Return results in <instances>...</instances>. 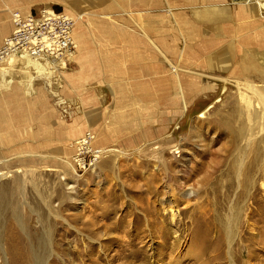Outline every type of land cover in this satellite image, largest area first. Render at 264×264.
Masks as SVG:
<instances>
[{
  "label": "rangeland",
  "instance_id": "1",
  "mask_svg": "<svg viewBox=\"0 0 264 264\" xmlns=\"http://www.w3.org/2000/svg\"><path fill=\"white\" fill-rule=\"evenodd\" d=\"M74 3L79 9L106 13L90 20L104 29L103 37L94 39H110L104 40L109 45L103 47L89 37L91 72L71 60L52 71L48 63L43 64L48 70L39 73L26 68L32 82L23 96V65L12 69L3 59L0 66L9 85L0 86V110H31L33 131L39 128L36 125L48 124L61 133L62 127L66 131L87 121L83 114L88 96L94 110L87 111L93 114L89 121L93 128L103 129L108 143L100 148L93 144L85 168L77 169L55 150L49 152L50 140L38 141L37 151H15L20 142L15 135L10 137L13 143L2 136L0 264H231L229 254L232 264H264V161L251 191L237 187L233 175L225 171L227 160L218 163L227 155L228 135L211 126L238 95L236 80L264 82V54L256 58L253 50L245 49L264 51V34L258 36L261 40H253L264 30V18L249 3L243 5L253 10L246 20L224 24L189 16H183L182 23L175 15L190 8L176 7L175 0H96L88 7L82 0ZM43 4L35 2L30 9ZM48 4L55 11H65L61 3ZM11 9H5L9 16L19 11ZM146 15L152 27L162 23L161 32L143 30ZM6 25L0 24V41L11 32ZM133 36L136 47H131ZM147 43L148 48L158 45L152 52H158L160 60L153 61L160 66L146 63ZM133 50L139 51V61L130 57ZM148 65L151 70H144ZM191 81L200 91L179 96L175 117L166 114L172 111L170 103L165 106L169 110L155 109L164 96L172 99L176 88L185 90ZM14 109L0 115L17 116ZM0 122L10 126L20 120ZM9 126L0 129L20 133L18 126ZM162 138L173 141L171 149L163 152L171 164L167 167L153 156ZM96 150H102L103 156L88 164L89 154ZM255 189L258 205L252 198ZM230 206L237 208L238 218L228 248L215 218L224 220ZM10 229L19 241L15 250L10 249Z\"/></svg>",
  "mask_w": 264,
  "mask_h": 264
},
{
  "label": "crops",
  "instance_id": "2",
  "mask_svg": "<svg viewBox=\"0 0 264 264\" xmlns=\"http://www.w3.org/2000/svg\"><path fill=\"white\" fill-rule=\"evenodd\" d=\"M0 2L4 6L3 8H0V23H2V24H5V23L7 24L8 23V27L6 25V30L8 32H10L9 29H12V24H11L10 20L6 21L5 9L7 7H9V9L16 8L17 10H19L23 14H27V13L37 14L41 7H49L51 9H54L53 5H49L48 4L49 2L61 3V4H63L65 6V11H61V12L70 14V15H72V16L77 18L76 25L74 26L76 31H75V33H74V31L72 32V37H73V40H74V42L76 44V50L74 51V54L72 55V57H70L69 59H65L64 61L61 60L62 63H64V65H60L61 61H58L56 63L55 62L51 63L50 60H47L48 58L29 57L28 55H21V54H19V56L15 55V57L14 56L10 57L12 59L9 58L10 60L7 59V61L6 60L4 61V62H7V64L9 65V68H12V69L14 68V66L23 65V67H21V69H23V71L25 72V75L23 76L22 81H21V85H23V87H22L23 91H21L22 92L21 94L23 96L25 95L26 92H28V90H29V88L31 86V82H32L31 81L32 75H31V73L26 71V68H32L34 71L38 72L36 69H34V67L32 65L27 63L26 58H30L31 62H35L36 61L37 63H39V65L41 64L40 66L43 67V68H41L42 69L41 72H43L45 70H48V66L46 67V65H43V64L48 63L50 65L49 68L52 67L49 70L52 71V70L56 69L58 66H62V67L65 66L66 63L70 62L69 60L75 61L78 64H82L84 66V68H86L85 70L89 71L90 68H87V64L90 61L89 58H91L90 57L91 54L87 50V46H86V43L88 42L89 37H92L90 39H92L94 42H96L97 45H99V46L105 47L106 45H109V43H107V42H110V39H104V40L107 41L106 42L104 40L100 41V40H97V39L93 38V36L103 37L104 32H101V30L103 29L102 28L103 26L102 27L101 26L98 27V26L94 25L93 22L90 23V20H93V17H96L98 19L101 16L106 15V13H102L104 11H101L99 13H94V12H91L90 10H86L85 8L83 9L82 7L79 9L78 7L75 6L74 0H44V1L43 0H37V1H34V0H3V1H1L0 0ZM35 2H43L45 4L40 5L37 8L30 9V7H31L30 4L33 5ZM95 2H96V0H82V5H83V7L84 6L88 7L90 5L93 6L95 4ZM192 2H193V0H175L174 5L176 7L179 6V7H182L183 9L190 8V10L189 9L187 11L184 10L186 13H184L183 11H182V13H177L175 15L176 16L175 17L176 20L181 19V22L183 23L182 19L184 17H186V16H189L190 18L194 17L199 22H207V23H213V24H218V23L224 24V23L231 22L232 19H234V21L237 18H240V20L242 18L245 19L246 18V14H250L253 11L252 9H249L248 7L245 8V6H243V5H247V4H244V3H241V2H240L241 3L240 4L239 2H234L233 0H196L195 4H193ZM249 4H252V3H249ZM252 5L255 6L256 13L260 17L264 18V4L261 5L260 9L255 4H252ZM200 8H205V9H200ZM11 11H12V9H11ZM1 14H4L5 17L1 18ZM9 19H10V16H9ZM78 25H79V27H78ZM158 25L160 27L159 26L158 27H152L151 19H149V17H147V15H146V17L143 16V26H144L143 30L144 31L147 32L148 30L152 31V30H156L157 29V30H159V32H161L162 31V28H161L162 23L161 24L159 23ZM254 27H256V26H254ZM0 31H1V29H0ZM98 31H100V33H98ZM102 31H104V29ZM263 34H264V30L260 29L259 33L257 35V38H253V40L255 42L257 41V39L261 40L260 38H262V37H258V36H263ZM2 35H6L4 30H2ZM134 36L131 38V41H132L131 47H136L137 46L136 41L133 40ZM116 39H117V37H116ZM122 40H124V39H122ZM148 43H147V46H146L147 47V51H146V55H145L146 63H152L155 66L156 65L160 66L161 63L153 61V60H157V59L160 60V58H158V52L157 51L155 53L152 52V50H157L158 45L157 44L156 45L153 44V45H151L152 47L150 46L148 48V45L150 44V43L149 44ZM255 44H257V43H255ZM255 44H253V45H255ZM245 49L253 50L254 51V55H255L256 58L259 55H261L262 53L264 54V51H257L255 48L253 49V48L248 47V46H245ZM98 54H99L100 58H104V56L100 55V54H102V51L99 50ZM130 57L133 58L134 61H139L140 58H141V55H140L139 51L133 50L131 55H130ZM103 60H101V61H103ZM233 61H234V58L232 57L230 62L233 63ZM238 64H237V66H238ZM237 66L235 67V69L237 68ZM146 69L151 70V66L148 65L144 70H146ZM89 72H91V71H89ZM5 73L6 72L4 71V69L0 66V86L7 87L9 85V81H7L5 79ZM4 79H5V81H4ZM172 90H173V88H172ZM14 94H15V97L19 98V93L16 94V92H14ZM165 94H166V92L163 93V95H165ZM10 95H12V93H10ZM22 95H20V97H22ZM150 95H152V94H150ZM150 97H153V96H150ZM25 101H29V100H27V98H26ZM84 102H85V107H84L83 116L85 117V119L87 121L86 120H85L86 122L80 121L79 124H75L72 127V129L69 127L70 129H68L66 131H64V129H62L63 128L62 127L61 128V133L55 132L52 129V127L49 126L48 124L36 125V127H39L41 129L44 128V129L48 130V131L43 130V133L41 135H39V128H37V130L33 131L34 128H33V124L31 123V121L35 118V115L31 114V110H23V109H20V108H18V109L12 108V109L16 110V112L18 113L17 116L14 113H9L7 118L3 117L2 116L3 114L0 115V120H2V121H7V120L12 121V119H15V118L19 119L20 123H17L16 125L14 123V124H12L10 126L11 127H17L18 126L19 128H21L20 133H17L16 131L13 132L11 130H8V131L4 130L3 131L2 129H0V152L2 150L1 138H2L3 135H7L9 137L10 141H12V143L15 140L20 141L19 144L16 145V148L14 147L15 151H17L19 149H21V150L23 149L25 151H31V150L37 151L38 150L37 147L40 144V142H38V141H40L41 139L50 140V143L53 144V148L50 149L49 152H52V151L55 150V152L59 153L61 157H62V153H60V151L62 152L61 147L66 145L67 148L68 147L72 148L71 145L75 141V139H77L76 138V137H78L77 135H80V134H82L83 132H86V131H90V132L94 133L95 135H97L98 133L102 134L103 136L105 135L104 136L105 139H103L104 142L98 144L97 145L98 148H100L99 146L102 145V144L103 145L107 144L108 143L107 142L108 137L105 134V132L103 131V129L102 128L101 129L100 128L99 129L93 128L92 127V125H93L92 122L89 121L91 119V117L93 118V114H91V116H89L90 114L87 115V111H89L88 113L94 112V110H92V107H91V104H90L91 103L90 98L88 96H86ZM0 103H2V102H0ZM158 104H159V106H158ZM160 104H161V102H159V101L156 103V105H157V107L155 108L156 110L160 111L162 109ZM12 109L6 107L3 111L2 110H0V111H2V113L3 112L7 113V112H12ZM134 110H135L134 107H132L131 108L132 113H134ZM27 113H28V115H27ZM120 113H122V110L119 111L117 113V115H121ZM114 115H115V113H114ZM80 119H82V117ZM115 122H117V121H115ZM116 124H114V126H112L113 129H115L117 127V126H115ZM8 126H9V124H5V123L3 124L2 122H0V127L6 128ZM23 132H25V133L23 134ZM56 134L57 135L61 134V136H56ZM108 134H109V132H108ZM16 135H20L21 138L16 137ZM11 136L12 137L14 136L15 140H12L10 138ZM23 137H26V139H24ZM54 139H56L57 141L56 142L52 141ZM33 143H34V145L36 144L35 145L36 147L34 145H32ZM72 153H74V152L72 151V152H70L68 154L71 155Z\"/></svg>",
  "mask_w": 264,
  "mask_h": 264
},
{
  "label": "bare ground",
  "instance_id": "3",
  "mask_svg": "<svg viewBox=\"0 0 264 264\" xmlns=\"http://www.w3.org/2000/svg\"><path fill=\"white\" fill-rule=\"evenodd\" d=\"M233 1L237 2L236 0H233ZM245 4H248V3H245ZM261 5L262 4L256 5V6L260 9ZM5 14H6V21H7V20H9V17H8L9 13L5 12ZM11 16H12V13H11ZM4 17H5V15L1 14V18H4ZM74 18H75V21L77 22V18L76 17H74ZM11 24H12V20H11ZM19 54L28 55V54L16 53V54H12V55L4 58V60L3 59L2 60L7 61V59H9L10 57H13V56L15 57V55L19 56ZM73 54L74 53H70V54L61 56L59 58H53V59H49V60L51 63H54V62H58L61 60L69 59L70 57H72ZM28 56L29 57H37V56H32V55H28ZM10 59H12V58H10ZM26 61L28 64L32 65L34 67V69H36L38 72L42 71L41 68H43V67L40 66L41 64L39 65V63H37L36 61L31 62L30 58H26ZM235 82H236L235 86L237 87V90H238V95L234 99H232V101L228 104L226 112L221 113V114H219L218 117H216L217 119L211 123V126L213 128H217L220 132L227 133L228 138H229L228 139L229 146L227 149H225L227 155H223V160L218 161V163L219 162L223 163V162H225V160H227L225 171H227L229 174L233 175L235 182L237 183L236 184L237 187H240L242 190H247L248 188H250L249 190L251 191V189L254 187V185L256 183L255 175L257 172H260L262 162L264 161V82L261 85H257L251 80H245L242 82H238V80H236ZM176 89L174 90V88H173L174 93L171 94L172 99H165V96L163 95L164 99L160 101L161 102V104H160L161 108L165 107L166 103L167 104L170 103V107H171L172 111L171 112L166 111V114L169 113V115H171L172 117H175L177 111L179 110L180 103H181V99L179 96H183V98H187L189 93L190 94L198 93L200 91V89H198L197 87H194L193 81L190 82V87H188V88L186 87L185 90L176 91ZM151 96L155 97V95H151ZM158 106H159V104H158ZM167 108L165 107V108L161 109V111H165ZM167 110H169V109H167ZM159 129L161 130V128H159ZM43 130L48 131L47 129L39 128V135H41L43 133ZM113 130L114 129L112 128V131ZM164 130H166V129H164ZM107 131L109 132V129H107ZM77 136H78V137H76L77 139H75V141L73 143L71 142L72 148H70V147L67 148V146L64 145L61 147L62 152L60 151V153H62V158H64L67 161H70L72 164V167H74L72 157L76 153H78V152L90 153V152H92V149H94L93 144L98 145V144H100V142L101 143L104 142L103 139H105L104 138L105 135L103 136L100 133L95 135L94 133H92L90 131L83 132L82 134L77 135ZM164 137H166V136H164ZM172 142L173 141L170 139L162 138L161 140L156 142V146L153 149V156H155L157 158V160L161 164H163V166L165 165L166 167H167V165L171 166V164L169 165V163L166 161V159L164 158L163 152L167 149L168 150L171 149V143ZM72 151L74 152L73 155L68 154ZM102 152H103L102 150H96V151H93V154L98 153L97 155H95V158H97V157L99 158V157L103 156ZM171 152H174V154H176L178 151H177V149H175V150L173 149ZM207 178H206V180H207ZM202 180L205 181L204 179H202ZM203 184H205V183H203ZM256 190L257 189L254 190L255 192L253 193L252 198L254 199L256 205H258V203H259L258 197L259 196L257 197L258 192ZM250 191L248 194H250ZM192 192L193 191L190 190V191L186 192L185 195L189 196ZM159 202L162 203L163 201L160 199ZM230 207H231L229 209L230 215L228 213V215H226L224 220H222L223 218H215V220H217L221 224V227L219 229L222 231L224 237H226V242H227L228 248H230L232 240L235 236L236 219L238 218L237 208L232 207V206H230ZM17 238L18 237H17L16 233L12 229H10V232L8 235V239L10 242L9 243L10 249H13V250L16 249V245L19 242L17 240ZM228 259H229L228 262L230 261V263L232 264V262H231L232 258L230 257V254H229ZM40 260H41V258L38 260V263H41Z\"/></svg>",
  "mask_w": 264,
  "mask_h": 264
},
{
  "label": "built area",
  "instance_id": "4",
  "mask_svg": "<svg viewBox=\"0 0 264 264\" xmlns=\"http://www.w3.org/2000/svg\"><path fill=\"white\" fill-rule=\"evenodd\" d=\"M241 3L264 4V0H236ZM11 32L0 42V60L16 53L50 59L73 53L76 44L72 32L76 24L74 16L43 7L37 14L12 13ZM92 164L95 155L89 154ZM86 152H78L72 157L75 168L86 166Z\"/></svg>",
  "mask_w": 264,
  "mask_h": 264
}]
</instances>
